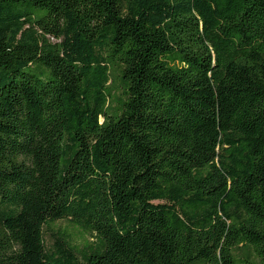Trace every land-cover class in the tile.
<instances>
[{"label": "trees", "instance_id": "trees-1", "mask_svg": "<svg viewBox=\"0 0 264 264\" xmlns=\"http://www.w3.org/2000/svg\"><path fill=\"white\" fill-rule=\"evenodd\" d=\"M61 220L86 235L74 244ZM264 264V0H0V264Z\"/></svg>", "mask_w": 264, "mask_h": 264}, {"label": "rangeland", "instance_id": "rangeland-1", "mask_svg": "<svg viewBox=\"0 0 264 264\" xmlns=\"http://www.w3.org/2000/svg\"><path fill=\"white\" fill-rule=\"evenodd\" d=\"M51 230L47 232V242L48 244L52 243L55 240L54 233L58 230L60 231H66L68 235L70 236V241L74 244L81 245L84 243V240L86 238V235L81 232V230L75 228L74 226L70 225V223L67 220H61L56 222L54 225L51 226ZM254 260L249 257V255H245L243 260H237L235 264H249L253 263Z\"/></svg>", "mask_w": 264, "mask_h": 264}]
</instances>
